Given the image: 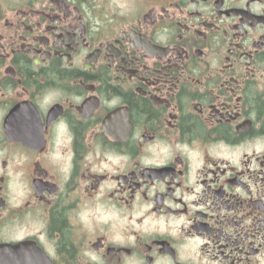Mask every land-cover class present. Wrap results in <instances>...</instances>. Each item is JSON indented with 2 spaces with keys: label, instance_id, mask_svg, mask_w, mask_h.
I'll return each instance as SVG.
<instances>
[{
  "label": "flooded vegetation",
  "instance_id": "flooded-vegetation-1",
  "mask_svg": "<svg viewBox=\"0 0 264 264\" xmlns=\"http://www.w3.org/2000/svg\"><path fill=\"white\" fill-rule=\"evenodd\" d=\"M0 264H264V0H0Z\"/></svg>",
  "mask_w": 264,
  "mask_h": 264
}]
</instances>
